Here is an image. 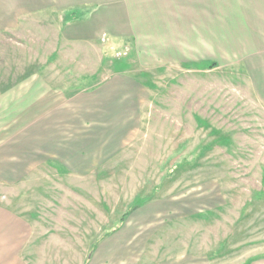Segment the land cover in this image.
I'll return each mask as SVG.
<instances>
[{
  "label": "rangeland",
  "instance_id": "obj_1",
  "mask_svg": "<svg viewBox=\"0 0 264 264\" xmlns=\"http://www.w3.org/2000/svg\"><path fill=\"white\" fill-rule=\"evenodd\" d=\"M233 2L234 25L220 26L216 53L209 60L218 62L214 68L156 66L141 79L148 87L139 125L117 155L103 160L87 176L48 164L51 172L40 169L10 190L0 186L1 201L11 196L25 205L21 210L55 218V234H61L59 255L45 256L44 262L79 264L81 257L65 255L66 249L80 241L82 247L88 237L92 243L136 200L161 206L156 201L174 203L158 209L161 225L172 231V220L185 214L181 228L187 250L191 254L201 250L204 257L213 254L212 264H247L264 255V103L242 60L227 58L228 51H237L235 45L239 52L242 48V11L251 25L264 27V0ZM51 28L32 25L19 40L27 51L25 70H41L52 85L70 93L96 82L83 79L88 68L99 69L95 79L108 77L113 62L131 68V54L121 56L126 52L123 46L111 50L110 37L106 48L67 46L60 31ZM31 52L40 53L38 66L30 60ZM133 72L140 77L139 70ZM38 114L33 105L28 106L31 136ZM4 115L0 111V126L8 123ZM51 224H45L47 229ZM169 235L174 247L177 243Z\"/></svg>",
  "mask_w": 264,
  "mask_h": 264
},
{
  "label": "crops",
  "instance_id": "obj_2",
  "mask_svg": "<svg viewBox=\"0 0 264 264\" xmlns=\"http://www.w3.org/2000/svg\"><path fill=\"white\" fill-rule=\"evenodd\" d=\"M233 1L239 0H0V111L8 120L0 126V134L7 133L0 136V186L10 190L48 164L87 176L103 160L117 155L139 125L148 87L141 79L156 66L218 64L209 60L216 53L220 26L234 25ZM244 12L241 51L237 44V51H228L227 58L242 60L264 103V27L251 25ZM44 16H56V21ZM35 24L60 31L67 46L106 48L110 37L111 50L123 46L126 52L121 56L131 54V68L113 62L109 76L98 79L94 74L99 69L88 68L83 79L96 82L69 93L52 85L41 70H25L27 51L19 38ZM35 54L30 53V60L38 66L40 53ZM136 69L140 77L133 72ZM31 105L40 112L33 119L34 136L26 120ZM2 200L0 264H53L44 262V257L59 255L61 234H55V218L21 210L25 205L11 196ZM153 202L132 203L125 219L121 214L92 243L88 237L82 247V241L73 244L65 255L80 256L79 264H212L213 254L204 257L201 250H194L197 254L187 250L181 228V217L184 226L186 215L177 214L172 220L175 228L167 232L158 209L174 203ZM47 223H52L49 229ZM170 232L174 247L168 242ZM247 264H264V255Z\"/></svg>",
  "mask_w": 264,
  "mask_h": 264
},
{
  "label": "trees",
  "instance_id": "obj_3",
  "mask_svg": "<svg viewBox=\"0 0 264 264\" xmlns=\"http://www.w3.org/2000/svg\"><path fill=\"white\" fill-rule=\"evenodd\" d=\"M216 65H217V63L214 62V63H211L210 67H211V68H214ZM137 201H138V200H136L135 202H137ZM127 214H128V212L124 214V219H125V216H127Z\"/></svg>",
  "mask_w": 264,
  "mask_h": 264
}]
</instances>
